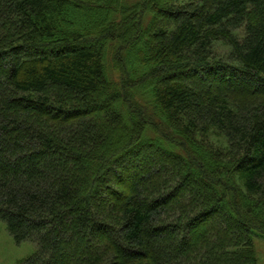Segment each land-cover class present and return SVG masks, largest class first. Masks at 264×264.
<instances>
[{
    "label": "trees",
    "instance_id": "obj_1",
    "mask_svg": "<svg viewBox=\"0 0 264 264\" xmlns=\"http://www.w3.org/2000/svg\"><path fill=\"white\" fill-rule=\"evenodd\" d=\"M0 222L20 264H259L264 0H0Z\"/></svg>",
    "mask_w": 264,
    "mask_h": 264
},
{
    "label": "rangeland",
    "instance_id": "obj_2",
    "mask_svg": "<svg viewBox=\"0 0 264 264\" xmlns=\"http://www.w3.org/2000/svg\"><path fill=\"white\" fill-rule=\"evenodd\" d=\"M193 77H198L197 74L194 75H174L175 79H182V78H193ZM197 81V80H195ZM205 83H207V80H204ZM198 82V81H197ZM201 82V81H200ZM216 142H218V140H215ZM220 144V143H219ZM133 168V167H131ZM146 170L147 171H160V168L157 167L156 165H146ZM142 176H145V174H142ZM131 178H127V180H129V183L132 182ZM128 182V181H127ZM135 184V183H134ZM125 185V184H123ZM121 191L123 192L122 195H127L128 190L126 189L125 186H122ZM98 200L97 202L101 203H105L107 202V200L103 199L100 195L96 197ZM222 220V221H220ZM217 222V224H219V229L220 230H226L227 227V222H230L232 227L230 230L234 231V230H238L239 229V225H237V223H235L233 221V218L229 215H224L222 218L220 219H214L211 221V223H215ZM170 236H173V233H170ZM96 241L94 242V244H92L90 246V249H94L95 247H97V245H95ZM256 245V251L258 253V261L259 264H264V239H259L256 241L255 243ZM176 248H178V246L176 245ZM37 251V248L34 244L31 243H24L21 245H17L14 241V239L11 237V235L9 234L8 230H7V226L0 222V264H20L21 261H24L26 259H28L29 257L33 256ZM75 254L72 259H68L69 263L70 262H75L78 260V257ZM76 258V259H75ZM74 259V260H73ZM48 258L45 259V261L47 262ZM71 260V261H70ZM73 260V261H72ZM66 261V260H65Z\"/></svg>",
    "mask_w": 264,
    "mask_h": 264
}]
</instances>
